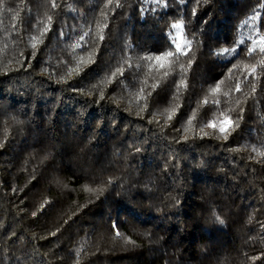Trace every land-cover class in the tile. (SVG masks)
Listing matches in <instances>:
<instances>
[{
	"label": "trees",
	"instance_id": "trees-1",
	"mask_svg": "<svg viewBox=\"0 0 264 264\" xmlns=\"http://www.w3.org/2000/svg\"><path fill=\"white\" fill-rule=\"evenodd\" d=\"M56 2L0 8V264H264V157L251 150L264 152V69L249 75L261 55L245 45L239 57L214 54L234 46L256 13L264 34V0H120L107 20V0ZM45 12L51 30L33 57L29 36ZM181 16L199 43L177 97L179 69L152 90L155 66L135 65L169 46ZM97 23L107 24L102 42ZM125 56L133 67L109 82ZM142 86L151 91L143 111ZM222 111L243 117L227 140ZM117 230L136 246L115 239Z\"/></svg>",
	"mask_w": 264,
	"mask_h": 264
},
{
	"label": "snow or ice",
	"instance_id": "snow-or-ice-1",
	"mask_svg": "<svg viewBox=\"0 0 264 264\" xmlns=\"http://www.w3.org/2000/svg\"><path fill=\"white\" fill-rule=\"evenodd\" d=\"M162 0H152V3L154 4H160ZM181 3L184 2V0H180ZM47 3L50 4L52 9H55L58 7V4L56 0H47ZM197 3H199V0H197ZM164 7H167V3H164ZM261 8H264V3H261L259 5ZM6 7L4 0H0V8ZM122 7V4L120 0H107V2L103 5V7L100 9V15L104 17L105 20H107V11H111L113 8H120ZM192 14H196V8L193 7ZM19 15V13H16V16H13L12 18L15 20L16 17ZM45 19L40 20L38 23L42 25V27H37L36 32L38 34H31L29 36V46L33 49V57L35 56V50L38 47V44L43 42V37L46 35L48 31L51 30V24L53 22V15L45 12L44 14ZM259 19V13H256L252 16H250L248 19L243 21L242 25L240 27H245L247 26L251 31L249 32L248 36L245 38L243 33H238L237 39L235 41L234 46L232 47H225L217 50L214 54L217 56L221 57H230V56H237L239 57V52L237 51V48L240 45H245L244 51L246 55L249 57L253 56L254 53L259 52L261 55V59L256 61L255 64L251 65V68L249 70V75L253 77V80H258L259 76L261 73L257 72V66L261 67L264 69V34H261L260 29L258 25L255 23ZM16 25H13V28H15ZM107 24L104 23L101 25L100 23H97V38L99 41H104L105 36L103 34V28H106ZM170 29L175 30V34H172L169 32V38H170V44L169 46L159 52V53H152V54H144L140 55L136 58L137 63L135 65L137 71H139L141 64L139 61H144L148 63V68L149 71L151 72L153 67L155 66L156 72H155V77L157 82L152 85V90H155L156 87L159 86V83L163 80H165L167 77L170 75L176 73V70L179 69V80H173V83L176 85V96L178 97L180 94V89L183 87L184 90H187L188 84L186 80L187 76V71L191 68V65L193 63L194 56H189V53L192 51V46L194 43H199V41L196 39V34H193V36L188 37L185 34V19L183 16L179 17L177 20L172 22L170 24ZM25 30H27V26H25ZM252 32H255L257 35L254 37L252 35ZM18 34V33H17ZM88 32L83 33V35L80 37L82 40L84 36H87ZM246 39L248 41H251L250 45L246 44ZM7 42H8V37H5V43H4V48H7ZM23 55V53H21ZM181 57H187L186 62H181L180 58ZM92 55L91 52L89 53V60L91 61ZM81 63H83V57H80ZM154 62V64L152 63ZM124 65H127L129 68L133 67L132 64V57L130 56H125L122 58V61L119 66L115 69V71L110 73L109 77V82L111 79H114L117 75H123L124 73ZM246 70L248 69V66L246 65ZM229 75H231V69L229 72ZM145 84L147 81L144 82ZM224 83L223 80L219 81L215 86L210 88V93L211 94H216L219 93L221 90V85ZM251 92L255 93L256 90V84L251 83L250 85ZM235 91L240 92L241 91V85L240 82H237L235 85ZM227 95V93H226ZM151 96V91H148L145 93V89L142 86L140 88V95L139 99H143L144 103L141 106V110H146L148 106V97ZM175 98V97H174ZM101 99H103V93L101 92ZM203 103H208L207 98L204 99ZM213 103L216 105L220 104V101L214 100ZM240 103L242 101H237V107H239ZM232 109H229L231 111ZM169 114L167 116V120L172 119V115L174 114V110H168ZM240 112L243 113V108L240 109ZM220 115L223 117V120L220 121V127H219V133L220 136L224 139L227 140L228 136L231 135L233 131H235L236 128L239 127V120L242 119V115L236 117L233 119L231 116H226L224 115V112L222 111ZM193 119H195V112L193 113L192 117H190L187 121L189 125L192 124ZM151 122V121H150ZM159 123V121H157ZM227 125V127H225ZM206 127L216 129V123L213 121L207 122L205 125ZM187 130V129H186ZM203 132V129H201ZM219 138V137H218ZM248 146H245L247 148ZM264 147V146H262ZM251 150L255 152L258 156L264 157V152L259 151L255 146H252ZM235 151H240V149H235ZM47 159V157H45ZM108 183H111V181H108ZM86 191H95L94 189L88 188L87 186L85 187ZM47 203V202H45ZM43 207V205L41 206ZM33 215L35 216L36 213L33 212ZM215 222L219 224H224V220L217 214L213 213ZM67 221H65L66 223ZM112 227L115 229L117 228L116 224H113ZM264 227V225H262ZM52 235H55V232L52 233ZM115 239H122L123 243L125 245L131 244L134 247L136 246V241L132 240L131 238L125 236L123 233H121L119 230L115 232ZM78 254V253H77ZM257 259V257H253V260ZM77 264H79V261H77Z\"/></svg>",
	"mask_w": 264,
	"mask_h": 264
},
{
	"label": "rangeland",
	"instance_id": "rangeland-1",
	"mask_svg": "<svg viewBox=\"0 0 264 264\" xmlns=\"http://www.w3.org/2000/svg\"><path fill=\"white\" fill-rule=\"evenodd\" d=\"M251 30L246 26L245 27V30H244V35H245V37H247L248 36V34H249V32H250ZM252 35L254 36V37H256V33L255 32H252Z\"/></svg>",
	"mask_w": 264,
	"mask_h": 264
}]
</instances>
